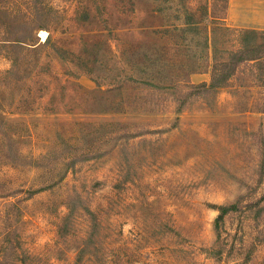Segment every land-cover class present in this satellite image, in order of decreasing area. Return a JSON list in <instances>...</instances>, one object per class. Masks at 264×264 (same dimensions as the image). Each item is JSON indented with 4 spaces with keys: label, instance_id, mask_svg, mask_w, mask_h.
Wrapping results in <instances>:
<instances>
[{
    "label": "rangeland",
    "instance_id": "1",
    "mask_svg": "<svg viewBox=\"0 0 264 264\" xmlns=\"http://www.w3.org/2000/svg\"><path fill=\"white\" fill-rule=\"evenodd\" d=\"M237 29L228 0H0V264H264V217L221 255L213 227L264 189Z\"/></svg>",
    "mask_w": 264,
    "mask_h": 264
},
{
    "label": "trees",
    "instance_id": "2",
    "mask_svg": "<svg viewBox=\"0 0 264 264\" xmlns=\"http://www.w3.org/2000/svg\"><path fill=\"white\" fill-rule=\"evenodd\" d=\"M238 37L240 38V48L236 50L233 54L243 56L247 54V58L243 60H248L254 63H257L258 67L264 66V62L262 61V57L264 56V31L252 30V29H237L236 30ZM232 55V54H228ZM242 59V58H241ZM234 70V68L232 69ZM229 72L224 79H227L230 74ZM217 66L214 65L212 75H211V83L208 87L207 84L202 83L198 86H191V88L195 89H208L215 88L218 84V72ZM264 184V168L260 170V177L257 181L256 187H260L261 184ZM212 208L217 211V216L214 219V231L217 239V247L216 252L221 255L222 251L225 249L235 248L237 246H243L244 241L241 236V227H240V218L244 213L245 209H248L253 212V216L255 218L264 217V189L261 195L258 198H253V200L249 202H245L244 198H240L237 202L229 205H219L212 206ZM237 218L236 226L234 227L232 233L228 232L225 228V218ZM223 233L227 236L231 237V239H223ZM250 256L247 255L246 258L241 262L245 264L249 261Z\"/></svg>",
    "mask_w": 264,
    "mask_h": 264
},
{
    "label": "crops",
    "instance_id": "3",
    "mask_svg": "<svg viewBox=\"0 0 264 264\" xmlns=\"http://www.w3.org/2000/svg\"><path fill=\"white\" fill-rule=\"evenodd\" d=\"M228 8L236 27L264 31V0H228Z\"/></svg>",
    "mask_w": 264,
    "mask_h": 264
},
{
    "label": "bare ground",
    "instance_id": "4",
    "mask_svg": "<svg viewBox=\"0 0 264 264\" xmlns=\"http://www.w3.org/2000/svg\"><path fill=\"white\" fill-rule=\"evenodd\" d=\"M41 36H43V35L41 34Z\"/></svg>",
    "mask_w": 264,
    "mask_h": 264
}]
</instances>
